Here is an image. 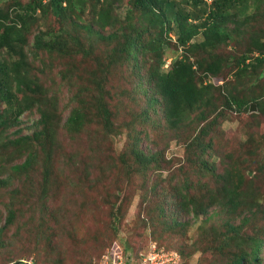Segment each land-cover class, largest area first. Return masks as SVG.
<instances>
[{
    "label": "trees",
    "instance_id": "1",
    "mask_svg": "<svg viewBox=\"0 0 264 264\" xmlns=\"http://www.w3.org/2000/svg\"><path fill=\"white\" fill-rule=\"evenodd\" d=\"M262 4L263 0H210L209 3L205 0H0V205L5 211L0 225V247L4 246V236L11 225L15 227L14 234L19 230L25 233L34 230L33 226L30 231L25 229L30 220L18 219L22 214L20 205L30 211L31 206L37 208L39 212L31 215L32 220H36L41 229L45 221L49 222L51 233L43 238L47 242L56 240L54 227L62 204L57 196L59 191L52 189L51 183L55 179L50 177L52 170L43 169L39 190L21 188L19 192L5 193L3 188L16 182L15 172L20 171L19 174L24 176L29 172V176L34 171L36 165L32 168L31 165L36 156L35 149L39 151L47 146L50 150L53 133L60 123L57 122L55 99L47 96L40 83L41 78L34 74L39 70L32 67L29 60L52 62L57 66L66 63L60 71L63 77L67 71L73 70V64L67 62L72 61L76 54L85 52L79 46V34L86 32L109 41L112 48L106 67L100 70L102 77L96 79L94 71L89 73L99 93L90 98L93 99L92 106L80 105L84 102L85 88L75 87L71 98L75 105L63 124L69 137L78 139L80 150H83V143L100 139L99 132L107 138L124 130L128 143L122 163L132 161L133 168L136 164L137 171L147 176L148 171L159 174L160 165L153 163L156 153L147 155L141 150V135L148 139V131H168L169 137H161L166 140L172 137V140L184 143L185 163L191 171L181 168L182 164L168 171L173 186L156 193V196L150 195L149 200L155 198L156 205L149 211L145 227H149L156 239L178 242L188 239L187 229L197 224V228H201L199 230L206 235L211 233L213 238L211 247H200L199 237L193 239L191 247L200 254L211 256L220 248H230L226 264H264V224L254 233L245 230L250 223L256 226L258 214L264 218V209L260 207L262 196L254 184V177H248L236 167L231 170L225 168V171L214 175L212 165L204 159L207 145L203 141V137L211 139L208 137L210 132H219L227 110L241 114L254 103L258 113L264 116L262 92L239 97L231 89L223 92L222 86L211 82L212 78L222 77L223 70L229 68L228 62L233 68L231 74L235 87L244 77L250 86H255L264 75V32H256L247 26ZM121 7H125L123 16L117 12ZM47 21L55 25L54 30L49 29ZM39 23L45 29L37 30L28 42L30 28ZM199 33L202 40L191 42ZM245 34L248 35V43L238 56L223 60L215 52L222 44L239 40ZM171 37H174V42H171ZM172 46L181 47L182 53L172 58L163 69L164 57L172 51ZM197 51L202 54L197 56ZM192 56L196 58L191 60ZM112 66L116 67L118 78L110 86L112 101L108 102L105 85ZM44 67L46 65L41 67L43 80L50 78L44 73ZM122 86H128V90ZM121 93L125 95V104L115 98ZM33 108L38 112L39 120L32 137L39 144L32 147L31 139L26 136L9 139L7 134L15 132L13 129L19 125L20 116ZM184 129H188L187 133L181 134L180 130ZM80 135L82 139L78 138ZM7 143L24 144L27 145L25 149L31 146L32 150H28L22 163L10 167L8 161L13 156L4 154ZM56 148L52 147L47 155L54 156ZM19 155L20 152L15 154ZM209 158L212 163L215 155L210 153ZM208 172L218 182L214 189L208 188L204 182L210 175ZM160 181L167 183L168 180L160 176ZM156 187L152 186V189ZM76 196L69 198L71 204L77 202ZM210 210H214L216 215L238 218L239 222L225 221L224 230L215 232L211 226L205 227L209 214L213 213ZM120 223L115 220L109 222L113 237L105 244L97 243L93 264L111 254ZM74 229V225L68 227L67 234L72 239ZM39 236L36 233L35 237ZM176 245L153 247L176 254V264H179L185 250L183 244ZM123 249L126 254L132 251L126 244ZM73 250V245L68 244L62 257H71ZM141 253L131 254L125 259L126 264L137 263ZM55 260H49V263ZM65 260L62 259L61 264ZM2 264H27V260L9 258Z\"/></svg>",
    "mask_w": 264,
    "mask_h": 264
},
{
    "label": "rangeland",
    "instance_id": "2",
    "mask_svg": "<svg viewBox=\"0 0 264 264\" xmlns=\"http://www.w3.org/2000/svg\"><path fill=\"white\" fill-rule=\"evenodd\" d=\"M21 1L25 2L26 0ZM124 11L125 7L117 10L120 16H123ZM46 25L49 29L54 30L53 26L55 27V25L52 22L47 21ZM247 26H249V29L253 27L256 32H264V4L260 6L259 12L254 14L253 21ZM44 29L41 23L33 25L30 28V33L27 34L28 42H31L32 36L37 33V30ZM102 34H106V32H102ZM79 37L81 40L79 46L84 48L86 53L81 52L82 55L78 53L72 61L67 62L73 64V70L67 71L63 77H61L60 71L65 68L66 63H57L58 67L52 62L43 61V63H39L34 59L29 60L32 67L39 70L34 71V74L41 78L40 83L47 92V96H53L52 99H55L57 122L60 123L53 133L50 150L52 147L57 146V148L54 156L47 155L50 153L47 146L39 151L35 149L36 156L31 165V168L36 165L34 171L29 176V172L27 176L19 174L20 171L15 172L16 182L14 184L9 183L3 188L5 193L15 190L19 192L21 188L39 190L38 185L42 181L43 169L52 170L50 177L55 178L51 183L52 189L59 191L57 196L62 204L61 212L57 213L59 223L57 222L54 227L56 240L47 242L43 238L46 234L51 233V230L48 229L49 222L45 221L42 230L37 224L38 222L32 220L31 215H36L39 212L37 208L31 206L30 211L26 206L20 205L19 208L22 209V214L18 216V219L21 221L30 220L25 229L30 231L29 228L33 226L35 231L31 229L32 232L25 233L23 230H19L14 234L15 227L11 225L4 236L5 244L0 247V264L9 258L16 257L26 259L27 264H61L62 259H67L62 264H93V252H95L97 243L102 242L101 245L105 244L107 240L113 237L109 228V222L113 220L121 222L118 227V237L115 238L117 245L121 249L125 244L130 246L131 254L143 253L144 251L148 253L153 246L170 247L175 244H177L176 246L183 244L186 255L184 253L179 264H226L230 248H220L211 256L210 254L205 256L191 247L193 239L197 237H199L200 247H211L213 243L211 233L206 235L202 230H199L201 229L199 226L197 228V224L187 229L188 239L178 242L166 241L164 238L156 239L149 227H145L144 223L147 221L149 211L156 205L155 198H152L153 201L149 200L150 195L156 196V193H162L165 188L173 186V181L169 180L168 173L170 172L168 171L181 164V168L190 170V167L186 166L185 163L186 156L182 150L184 147L182 141L172 140V137L167 140L163 139L161 136L169 137L168 131L163 133L154 130L148 131L146 134L148 139H144L141 135L142 138L139 142L141 150L147 155L156 153L153 163H159L160 165L159 174L148 171L147 177L137 171L136 164L133 168L132 161L122 163L123 153L126 151V144L128 143L124 130L115 135L111 134L107 138L103 137L102 132H99L100 139L95 140L93 143H83V150H80L79 140L69 137V133L65 131L63 124L69 111L75 105L71 99L75 87L85 88L84 102L80 105L92 106L93 99L90 100V98L98 96L99 93L96 84L92 81L94 79L89 77V73L94 71L96 79L102 77L100 70L106 67L112 48L109 41L94 34L81 32ZM201 40L202 35L199 33L192 38L191 42H200ZM171 42H174V37H171ZM247 43L248 35L245 34L239 37V40L230 41L226 45L222 44L215 52L220 54L223 60H230V57H236L243 52ZM164 50H166V46H164ZM171 50L164 57L163 69L169 65L172 58L179 57L182 53V48L179 46L176 48L172 46ZM203 53L210 52L203 51ZM195 54L198 56L202 53L197 51ZM194 58L196 57L192 56L191 60ZM42 65H46L43 70L50 78L43 80ZM228 67V69L223 70L222 77L211 79L213 85L222 86L223 92L231 89L239 97L248 96L250 93L257 95L259 92L264 95V75L257 81L255 86H250V82L244 77L241 79L242 87H240L241 83L235 87L234 77L231 74L233 68L230 62H228ZM117 78L116 67L112 66L109 69V77L105 85V91L108 93L106 101L108 102L112 101L110 100L112 99L110 86ZM228 84H233L234 87ZM122 88L128 90V86H122ZM124 97L125 95L122 93L121 96L115 95L116 100L123 101L125 104ZM262 98L264 100V97ZM250 105H253L254 109L250 110L248 108L246 112L241 114L227 110L224 114L226 120L221 122L219 132H210L208 137L211 139L203 137L204 145H207L204 159L212 165L214 175H218L223 170L225 171V168L231 170L236 167L240 168L241 173L243 170V173L247 174L248 177H254V184L262 196L260 207L264 209V116L258 113L254 103ZM38 120L39 114L35 108L24 112L19 118V125L13 129L15 132H8L9 139L26 136L31 139L32 147L38 145L37 140L32 137ZM114 122L118 121L114 120ZM187 130H180V132L185 134ZM126 132L128 131L126 130ZM139 132L141 133V131ZM82 135L78 138L82 139ZM72 139H75V142ZM23 145L8 144L4 154L5 156L8 154L13 156L8 161L10 167L22 163L27 157L28 150L30 148L32 150L31 146L25 149L24 147L27 145ZM18 152H20V155L15 156ZM210 153L215 155V159L211 161L212 163L209 162ZM208 174L210 173L208 172ZM160 176H165L168 184L160 181ZM207 178L204 179L206 186L214 189L218 183L215 181L216 178L213 177V179L211 174ZM152 186L157 187L153 190ZM78 191L79 193H77ZM76 194L78 200L75 204H71L72 201L69 198L71 199ZM28 199L31 201V197H28ZM116 208H118L117 211H115ZM213 211L210 210L209 212ZM4 213L5 211L0 205V225L3 223ZM209 215L205 227L211 226L216 230L215 232L224 230L225 221L232 224H238L239 222L238 218L226 217V214L216 215L213 212ZM60 216L62 217L60 218ZM18 219L17 225L20 224ZM69 224L75 227L73 239L67 234ZM255 224L256 226L250 223L245 230L248 233L259 230L260 225L264 224V218L261 217V214H258ZM201 232L202 234H200ZM36 233H39L40 238L35 237ZM68 244L74 247L73 255L69 258L62 257ZM55 258V261L49 263V260ZM164 258L169 261L171 255H165Z\"/></svg>",
    "mask_w": 264,
    "mask_h": 264
},
{
    "label": "built area",
    "instance_id": "3",
    "mask_svg": "<svg viewBox=\"0 0 264 264\" xmlns=\"http://www.w3.org/2000/svg\"><path fill=\"white\" fill-rule=\"evenodd\" d=\"M169 254L171 255L169 261H166L165 258L163 259V256H169ZM125 259L122 249L119 246H114L111 248V254L102 257V261L99 264H126ZM177 260L176 254L172 252H164L163 250L152 248L148 253L141 256L138 264H176Z\"/></svg>",
    "mask_w": 264,
    "mask_h": 264
},
{
    "label": "clouds",
    "instance_id": "4",
    "mask_svg": "<svg viewBox=\"0 0 264 264\" xmlns=\"http://www.w3.org/2000/svg\"><path fill=\"white\" fill-rule=\"evenodd\" d=\"M205 1H208V3L210 2V0H205ZM114 246H118L117 243H115L112 247H114ZM120 248H121V247H120ZM152 248H154V247H152ZM152 248H151V249H152ZM155 249H156V248H155ZM157 250H160V249H157ZM122 252H123V255H124L126 258H130V257H131V256H130L131 253H127V254H126V253L124 252V249H122ZM145 254H146V253L141 254V255H140V259H141V256H142V255H145ZM140 259L137 261V263L135 262L134 264H138L139 261H140ZM177 261H178V260H177Z\"/></svg>",
    "mask_w": 264,
    "mask_h": 264
},
{
    "label": "water",
    "instance_id": "5",
    "mask_svg": "<svg viewBox=\"0 0 264 264\" xmlns=\"http://www.w3.org/2000/svg\"><path fill=\"white\" fill-rule=\"evenodd\" d=\"M254 109V106L253 105H250V110H253Z\"/></svg>",
    "mask_w": 264,
    "mask_h": 264
}]
</instances>
